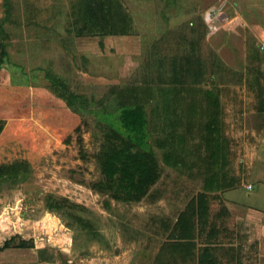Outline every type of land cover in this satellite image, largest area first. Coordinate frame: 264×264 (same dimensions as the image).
<instances>
[{
    "label": "rangeland",
    "instance_id": "1",
    "mask_svg": "<svg viewBox=\"0 0 264 264\" xmlns=\"http://www.w3.org/2000/svg\"><path fill=\"white\" fill-rule=\"evenodd\" d=\"M113 1L130 17L127 35L80 34L77 0H0V163L31 169L0 187V242L33 241L0 252V264H154L174 219L208 191L211 127L232 122L235 77L218 65H241L242 43L245 64L264 65V0ZM52 80L85 97V111L50 92ZM134 109L140 132L124 120ZM184 144L195 164L171 167ZM138 151L160 163L149 192L124 202L101 190L118 185L108 164ZM51 196L62 210L47 207Z\"/></svg>",
    "mask_w": 264,
    "mask_h": 264
},
{
    "label": "crops",
    "instance_id": "2",
    "mask_svg": "<svg viewBox=\"0 0 264 264\" xmlns=\"http://www.w3.org/2000/svg\"><path fill=\"white\" fill-rule=\"evenodd\" d=\"M216 32L211 30L209 37ZM260 43L256 46H262L264 52ZM245 48L248 50L242 43L241 65H218L227 69L229 77H235L236 101L232 122L214 124L210 129L214 137L205 144L217 151L210 156L208 191L199 192L213 198L206 224L194 238L195 253L208 247L217 264H264V65L259 61L246 65ZM184 145L163 161L170 158L171 167L180 165L182 159L183 164L194 165L191 150L183 155L190 149Z\"/></svg>",
    "mask_w": 264,
    "mask_h": 264
},
{
    "label": "trees",
    "instance_id": "3",
    "mask_svg": "<svg viewBox=\"0 0 264 264\" xmlns=\"http://www.w3.org/2000/svg\"><path fill=\"white\" fill-rule=\"evenodd\" d=\"M80 9L83 12L84 22L78 30L79 33L84 31L90 33L106 32L109 35H127L131 32V24L129 15L117 5L113 0H77ZM5 51L0 49V64L5 56ZM188 67V65H186ZM170 73H174L170 71ZM172 79L176 75H172ZM56 97L62 99L66 106L74 107L77 112L85 111V97L73 93L67 84L60 83L58 80H52L46 87ZM116 88H112L109 96L115 93ZM84 99V100H83ZM105 98H101L97 102V107H102ZM90 105L94 104L91 99ZM124 120L126 124L134 121L133 127L137 129L140 125L138 122L142 120L141 111L138 109L131 110V119L128 118V111H124ZM215 124V123H214ZM4 121L0 119V133L2 132ZM136 131L140 132L139 129ZM126 161H120L116 166L108 164V177L112 174L119 173L116 181L118 185H106L100 188L107 189L111 197L124 202H134L140 200L146 195L156 183L158 179L157 164L154 157L149 153L138 151L131 157L125 158ZM31 175L29 164L25 160H15L9 163H0V187L5 184H17L26 181ZM109 189V190H108ZM213 197L207 193L198 192L194 197L190 198L184 210L180 212L173 222L166 240L160 246L157 255L154 258V264H217L209 253L208 247H203L199 252L195 253L194 238L206 224L208 216V208ZM47 207L62 210V205L52 201V196L48 198ZM77 224L85 231H92L93 228L88 220H84L81 216L75 217ZM11 236L0 242V252L15 249H31L33 241L26 239H18ZM40 260H49L44 257V248L38 249ZM219 264V263H218Z\"/></svg>",
    "mask_w": 264,
    "mask_h": 264
}]
</instances>
